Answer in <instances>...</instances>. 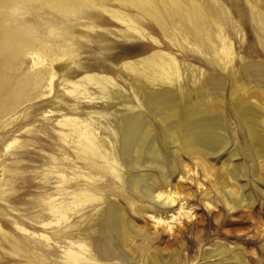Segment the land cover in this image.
<instances>
[{
	"label": "rangeland",
	"instance_id": "374dc122",
	"mask_svg": "<svg viewBox=\"0 0 264 264\" xmlns=\"http://www.w3.org/2000/svg\"><path fill=\"white\" fill-rule=\"evenodd\" d=\"M33 1L0 0V264H94L67 257L68 249L80 251L66 234L94 238L96 213L108 199L140 235L129 240L128 252L120 250L124 260L101 264H145L149 253L168 264H264V0ZM159 50L176 59L187 90L199 88L209 75L220 83L225 128L219 131L223 147L212 148L203 160L183 149L170 155L174 147L166 145L160 148L165 171L151 163L131 171L152 174L160 185L164 173L168 188L192 208L193 221L181 220L171 236L149 220L152 203L125 188L103 158L83 152V140L63 120L78 117L85 132L94 131L96 146L99 139L103 151H111L116 113L131 104L145 114L132 92L131 74L119 65ZM96 73L114 82L89 86L97 99L68 94L69 81ZM231 79L245 91L246 105L261 115L258 126L253 117L237 116L229 98ZM203 89L199 97L191 92L187 104L207 99ZM145 119L157 137L158 123ZM232 167L240 171L236 180L226 177ZM155 206L162 217L168 215ZM140 207L147 213L139 214ZM59 212L66 221L58 222ZM57 231L60 238L53 240ZM210 250L223 253L206 258Z\"/></svg>",
	"mask_w": 264,
	"mask_h": 264
},
{
	"label": "bare ground",
	"instance_id": "6f19581e",
	"mask_svg": "<svg viewBox=\"0 0 264 264\" xmlns=\"http://www.w3.org/2000/svg\"><path fill=\"white\" fill-rule=\"evenodd\" d=\"M29 1L31 0H19V2H17L16 4H24ZM49 1L52 5L54 1L58 0ZM110 15L115 19H123L118 12H112ZM119 68L126 70L131 74L129 82H131L132 85V92L138 95L137 103L140 104V106L143 108L145 114L140 111L134 110L135 108L134 106H130L131 104H128L129 106H125L123 104L124 111H120L122 113H120L119 115H117L119 112L116 113L115 116L118 130L113 132L111 131L115 135V144L113 143L114 148L111 149V151L105 150L104 152L103 149L106 148V145L99 139L98 142L100 145L96 146L95 140L97 139V137L95 136L94 131L89 130L85 132V130L83 129L85 128V126H82L83 121L79 120L78 117H64V124L72 127L73 133H76V136L83 140L79 143L83 152L92 151L94 153V157L96 156L99 158H103L106 164L109 166L110 171L112 172L114 177L125 188H127L134 196L139 197L140 199L148 200L152 203V206L149 207L151 212H148L147 214L149 220L155 228H163V230L171 236L175 231H177V228L174 225L180 224L181 220L189 219L190 222L193 221V212H190L192 208L188 207L187 201L182 197V195L168 188L170 187V183L168 177L164 173L160 174V176L164 178V185H160V183L157 184L152 174L145 172L142 174L133 175L131 171L137 169L140 170L141 168H148L150 166V163L151 166H153L156 170H162V167L165 163L163 162L162 154L160 152L161 146H173L174 150H171L169 152L170 155H176L178 149H183L186 152H189V154L192 155L193 159L198 161L204 158L207 152H210L212 148L214 149V147H217L218 149L222 145L220 142L221 133L219 134V131H224L225 129L223 126V121L221 119V113L218 108V104L221 101V98L219 99V90L221 86L220 83L211 75L204 77L201 83H199V88H204L205 91L210 94L209 97L205 100L198 99L193 103L187 104V100L191 92L195 93V97H199L201 95L199 93L200 91L198 92L199 88H193L192 90H187L186 88H184L183 81H179L180 79L178 62L172 55L160 50L149 53L143 57H140L139 55V58L137 57L136 59L125 60L120 63ZM52 77L53 75L50 76L49 80V90H51L52 86ZM111 80V77L103 75L102 73L87 74L83 76L80 81H69L68 84L70 89L67 92L68 94L73 96L78 95L83 96V98H88L91 102L98 97H95L97 96L95 94V96H92L93 92H88L87 88L89 86H99L101 88L102 82L107 83V85L109 83H114L111 82ZM231 82L232 88L229 91V98L231 96L230 100L233 104V108L237 116H240L243 120L245 118L253 117L252 121L256 126V119H258V117H260L261 115L253 107L246 105V98L244 97L245 91L243 90V88L239 87L240 85L238 86L235 83L236 81L234 82L233 79H231ZM113 86H115V84H113ZM79 88L82 89V92L77 94V90H79ZM102 91L104 92L103 89ZM240 91L241 94H239ZM108 92L110 91H107V93ZM104 95H106V93ZM110 97L112 98V96ZM100 98L104 99L106 98V96L103 98L101 95ZM90 113L91 111L89 112V115ZM148 116L154 118L155 122H157L159 125L157 137H155V135L153 134V127L150 128L148 122L146 121L148 119H145V117ZM244 126H246L249 133L254 131L253 128L248 124ZM82 129L84 130V132L82 131ZM82 151L80 152L82 153ZM158 157H160V160H158ZM167 163H169L171 167H173L174 165H172L170 160H168ZM87 168L93 169L94 164L90 163L89 165H87ZM123 170L126 171L124 176H122L121 172ZM239 174L240 171L238 167H232L230 169H227L226 177L236 180L235 178H237ZM182 178L183 175L180 176V179ZM146 182H150L152 186L147 187L145 185ZM93 187L91 185H88L87 189L93 190L91 189ZM229 200H232L233 203L236 202V200L234 201L233 198ZM108 201L104 205V207L99 209L96 213L95 223L93 222L94 224L92 226L93 232H96V236L94 238H91L88 234H84L83 239H79L77 235L66 234V238L69 239L70 243L76 244L78 251H80V253H77L75 252V250L73 251L71 249H68L66 251V254L68 255L67 257L72 259L74 263L80 260L82 262H93L94 264H101V262L103 261L112 262V260L116 261L119 259H123L120 250L124 249L126 252H128L129 240H132V238H134V236L136 235H140L138 234L139 232L137 234L135 233V230H133L130 221L126 219L124 214L121 213L116 206ZM203 203L207 208L214 207L213 204L205 202ZM248 204L251 205L252 202ZM155 205H157V207H159L160 210H162L165 214L168 213V215L162 217V213L156 209ZM137 211L139 214H145L146 207H140V209H138ZM64 218H66L65 214L60 213L58 222L60 221L59 219ZM58 232L59 231L53 232V234L51 235L53 240L60 238ZM150 238L152 239V237ZM155 238L156 237H154L153 240L158 241V238ZM139 250H141L142 252L145 251L143 247H140ZM81 252L87 253V257H82ZM221 253L223 252H214V250H210L208 252H205L204 254L206 258H213ZM147 259L148 260L145 264H168L167 260L161 259L160 256H158V254L156 253H149Z\"/></svg>",
	"mask_w": 264,
	"mask_h": 264
}]
</instances>
